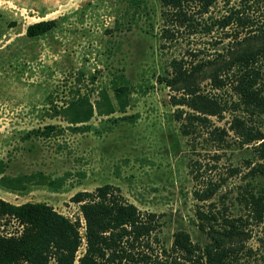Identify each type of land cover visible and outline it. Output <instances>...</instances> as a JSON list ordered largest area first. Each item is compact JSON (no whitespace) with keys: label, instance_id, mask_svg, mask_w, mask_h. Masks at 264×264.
<instances>
[{"label":"rangeland","instance_id":"374dc122","mask_svg":"<svg viewBox=\"0 0 264 264\" xmlns=\"http://www.w3.org/2000/svg\"><path fill=\"white\" fill-rule=\"evenodd\" d=\"M243 4L250 5L244 13L262 17L264 0H216L201 16L192 2L187 9L206 24ZM171 18L160 14L158 0H0V175L24 176L19 183L0 184V198L14 204L45 202L82 224L70 197L110 183L141 212L158 215L147 243L162 263L172 255L177 230L193 242L207 241L196 227L199 209L212 211L220 222L221 216L240 217L242 237L225 239V244L239 251L241 264H264V216L255 221L237 192L249 178V167L261 160L252 154V141L245 143L228 128L235 95L228 85L210 87L202 76L208 66L196 75L203 91L227 103L219 118L209 116L227 130L217 148L202 128L181 135L180 120L173 116L176 106L169 101L180 91L157 80L172 58L190 59L188 53L211 58L236 27L164 33L162 24ZM46 19L54 20L48 31L25 35L28 24ZM259 68L264 81V58ZM77 90L92 110L84 131L71 130L65 116L54 113ZM251 119L264 131V113ZM44 125L54 128L47 135L24 136ZM219 177L223 180L210 199L195 198L194 190ZM255 180L264 182L261 176ZM3 221L0 233L19 231L15 221ZM83 249L81 242L73 264Z\"/></svg>","mask_w":264,"mask_h":264},{"label":"trees","instance_id":"16d2710c","mask_svg":"<svg viewBox=\"0 0 264 264\" xmlns=\"http://www.w3.org/2000/svg\"><path fill=\"white\" fill-rule=\"evenodd\" d=\"M215 1L158 0L160 14L172 17L168 19L169 25L167 21L163 22L164 33L170 28H184L191 33L208 32L214 25L220 29L234 25L233 28L240 27L244 32L239 35V31L233 29V33L226 35L230 41L223 46L224 49L215 51L211 58H196L195 53H188L190 59H170L165 73L157 80L180 91L178 95H170L169 101L176 106L173 116L180 120L181 135L188 137L197 127L202 128L217 148L225 142L227 130L214 125L209 116L219 118L227 103L215 93L203 91L196 75L208 66L209 71L202 76L212 89L229 86L235 99L229 102L233 113L228 128L245 143L252 141V154L261 160L249 167V178L237 192L239 200L250 209V216L261 221L264 216V182L255 178H264V131L248 121H252V116L264 113V81L259 68V60L264 58V12L257 19L243 12L250 5L230 6L225 14L202 24L187 9L188 2H192L197 15L201 16ZM53 24V19L39 20L28 24L24 33L29 37L41 35ZM124 89L119 87L118 90ZM86 105L88 99L77 90L75 97L54 109V113L65 116L71 130L84 131L92 114ZM182 105L190 109L184 110L180 107ZM236 111L243 116L234 113ZM53 128V125H44L41 129H30L24 136L47 135ZM21 177L24 176L0 175V184L19 183ZM222 180L220 177L207 180L201 189L193 191L195 198L201 201L210 199ZM17 187L13 185L14 189ZM70 201L77 204L82 224L78 217L71 220L45 202L14 204L0 198V222L2 219L4 223L13 220L20 227L15 233H0V264H73L81 242L84 249L76 258L77 264H241L239 251L225 244V239L240 240L242 237L245 229L240 217L221 216L220 222L212 211L196 209L195 214L200 220L196 227L206 234L207 241L193 242L187 232L177 230L172 234V255H167L168 263H162L147 243L158 225V215L141 212L124 199L117 186L105 183L92 191H77ZM160 251L164 252V249Z\"/></svg>","mask_w":264,"mask_h":264}]
</instances>
